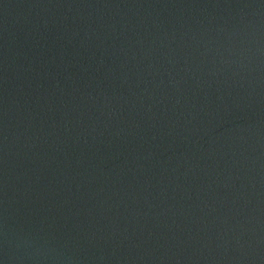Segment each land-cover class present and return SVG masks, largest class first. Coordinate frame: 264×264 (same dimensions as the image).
Masks as SVG:
<instances>
[{"label": "water", "instance_id": "95a60500", "mask_svg": "<svg viewBox=\"0 0 264 264\" xmlns=\"http://www.w3.org/2000/svg\"><path fill=\"white\" fill-rule=\"evenodd\" d=\"M0 264H264V0H0Z\"/></svg>", "mask_w": 264, "mask_h": 264}]
</instances>
